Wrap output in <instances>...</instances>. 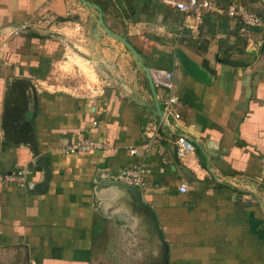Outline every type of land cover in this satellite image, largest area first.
Masks as SVG:
<instances>
[{
	"label": "crops",
	"instance_id": "obj_1",
	"mask_svg": "<svg viewBox=\"0 0 264 264\" xmlns=\"http://www.w3.org/2000/svg\"><path fill=\"white\" fill-rule=\"evenodd\" d=\"M86 1L102 9L106 27L138 51L153 79L159 70L173 74L170 87L156 86L163 118L146 72L104 33L97 10L78 0H0V169L23 171L35 191L0 183V264H96L103 213L144 222V264H264V27L242 32L227 14L234 2L264 21V0H219L221 11L201 19L169 0ZM68 45L96 73L79 94L47 85ZM15 80L31 82L39 99L24 114L33 136L21 145L1 128ZM147 121L164 122L149 151ZM181 135L196 145L188 159L176 155ZM79 137L106 148L62 152ZM44 157L46 192L35 164ZM130 168L144 170L141 202L130 188L100 184L104 170Z\"/></svg>",
	"mask_w": 264,
	"mask_h": 264
},
{
	"label": "built area",
	"instance_id": "obj_2",
	"mask_svg": "<svg viewBox=\"0 0 264 264\" xmlns=\"http://www.w3.org/2000/svg\"><path fill=\"white\" fill-rule=\"evenodd\" d=\"M168 4L180 10L189 16H195L197 19H201L205 14L208 13H219V0H169ZM227 14L231 18L239 19L243 28L242 32L249 29H257L264 27V21L257 13L249 11L243 5L231 3L227 9ZM28 24V23H27ZM23 25L20 30H25L29 25ZM173 79V74L165 71H156L154 75L155 87H170V83ZM175 104L174 99H169L165 103V113H171L172 105ZM179 118L178 116H176ZM164 126V122L155 123L153 121H147L145 126V134L148 139V143L145 146L146 150L149 151L152 147L157 146L160 138V129ZM174 146L176 155L179 159H188L192 157L196 151L195 143L188 137L181 135L177 136L174 140ZM106 148L103 143L95 140L86 139L79 137L77 140L72 141L63 147L62 152L68 155L76 154H90L94 152H100ZM131 154L135 151L131 150ZM101 181L110 180L116 183H122L137 188L144 186V170L142 168H130L120 171L118 173H109L104 170L100 174ZM28 179L23 171L17 170L12 173H6L0 169V183L11 184L18 183L22 188H25ZM181 193H186V186L181 185Z\"/></svg>",
	"mask_w": 264,
	"mask_h": 264
},
{
	"label": "rangeland",
	"instance_id": "obj_3",
	"mask_svg": "<svg viewBox=\"0 0 264 264\" xmlns=\"http://www.w3.org/2000/svg\"><path fill=\"white\" fill-rule=\"evenodd\" d=\"M41 21L43 23L46 20L41 19ZM39 29L43 30V27H39ZM44 34L49 33L45 32ZM73 50L68 45L67 58H64L60 66L55 68L54 74L47 84L55 87L50 88V91H54V89L66 91L67 89L69 93L79 94L83 92L85 84L94 83L96 73L77 55L79 52ZM59 75H65L63 82L55 80ZM143 223L138 224L136 218L131 215L101 214L96 236L99 256L96 258V264H144L148 252L146 243L150 238L142 233ZM145 225L151 228V223L148 220L145 221ZM150 232L151 235H154L153 231Z\"/></svg>",
	"mask_w": 264,
	"mask_h": 264
},
{
	"label": "water",
	"instance_id": "obj_4",
	"mask_svg": "<svg viewBox=\"0 0 264 264\" xmlns=\"http://www.w3.org/2000/svg\"><path fill=\"white\" fill-rule=\"evenodd\" d=\"M83 5L94 8L98 11L99 19L98 25L102 28L104 33L109 37L115 39L120 42L122 45L126 47V49L133 55L139 66L146 72V76L150 85L151 92L154 97L156 114L163 118V112L160 107V103L158 101V97L156 94V87L153 81V74L149 67H147L142 59L138 51L124 38L113 34L105 25L103 20L102 9L96 5L92 4L86 0H78ZM38 95L36 88L29 83V81L25 80H15L12 82L11 86L8 87V91L6 92V99L3 105L2 112V122L1 128L5 131V139L10 141L14 145L26 144L27 142L32 140L33 136V128L31 121H24V114L31 112L30 110L38 109ZM31 108V109H30ZM36 113V112H34ZM36 157V154H35ZM37 166H42L44 169V182L42 191L46 192L47 186L50 180V167L48 158H40L39 161L35 163ZM102 186H111V185H119L123 187L130 188L136 192L137 200L141 202V192L137 187L129 186L122 183H116L110 180L100 181ZM29 182L26 185L27 191L35 192L30 190Z\"/></svg>",
	"mask_w": 264,
	"mask_h": 264
}]
</instances>
